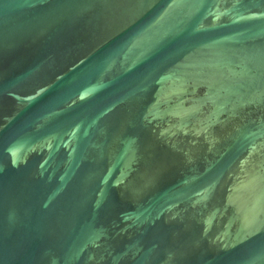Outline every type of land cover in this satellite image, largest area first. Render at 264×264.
I'll return each instance as SVG.
<instances>
[{
    "label": "water",
    "instance_id": "95a60500",
    "mask_svg": "<svg viewBox=\"0 0 264 264\" xmlns=\"http://www.w3.org/2000/svg\"><path fill=\"white\" fill-rule=\"evenodd\" d=\"M0 264H264V0H0Z\"/></svg>",
    "mask_w": 264,
    "mask_h": 264
}]
</instances>
